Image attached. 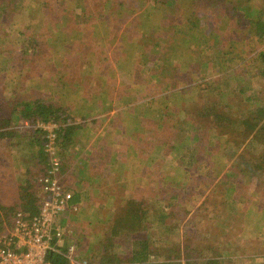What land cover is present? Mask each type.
I'll return each instance as SVG.
<instances>
[{
    "label": "rangeland",
    "instance_id": "374dc122",
    "mask_svg": "<svg viewBox=\"0 0 264 264\" xmlns=\"http://www.w3.org/2000/svg\"><path fill=\"white\" fill-rule=\"evenodd\" d=\"M239 1L259 6L263 0ZM225 9L219 0H23L20 8L0 14V90L3 78L17 83L33 78L34 96L42 99L39 89L46 86L47 101L57 109L53 114L62 112L64 119H75L71 110L85 108L79 98L91 104L92 111L115 110L106 117L91 114L75 121L86 122L85 133L93 134L99 131L97 123L103 124L101 135L113 137L116 145L115 170L136 169L145 179L144 189L127 195L125 184L132 178L118 175L124 188H104L112 199L107 209L95 213L98 222L70 227L71 235L61 246L67 248L72 264H89L98 257L104 237L118 224L117 215L129 200L147 205L150 213L159 210L149 213L159 224L145 229L155 245L183 239L199 249L207 244L203 255L219 264H264V174L257 169L261 147L247 141L238 148V114H246L251 104L253 109L264 108V77L256 61L264 44L247 37L248 27L238 25L240 13L231 16ZM233 72L243 97L252 103L228 102L223 92L221 104L237 112L236 127L226 131L204 121L197 108L214 103L211 82ZM221 79L222 88L237 87ZM25 129L19 126L15 134H8L13 144L8 141L4 148L14 153L12 164L22 165L28 145L34 146ZM74 131L62 139L70 141L63 143L68 152ZM77 139L80 153L83 141ZM245 150L250 167L242 174ZM57 153L62 159L59 144ZM40 166L42 176L47 165ZM23 174L6 177V201L16 196L15 182ZM3 206L7 208L0 198V236L14 224L15 212L8 218ZM168 208L175 217L161 221L159 214ZM79 231L78 240L74 234ZM71 246L74 250L67 254ZM163 259L152 258L157 263Z\"/></svg>",
    "mask_w": 264,
    "mask_h": 264
},
{
    "label": "trees",
    "instance_id": "16d2710c",
    "mask_svg": "<svg viewBox=\"0 0 264 264\" xmlns=\"http://www.w3.org/2000/svg\"><path fill=\"white\" fill-rule=\"evenodd\" d=\"M22 1L23 0H0V14H6L11 7L20 8L22 6ZM219 2L225 6L226 12L230 13L231 16L238 13L241 14L238 25L242 26V29L248 27V38H254L260 45L264 44V0L259 6L254 5L251 1L241 3L239 0H219ZM252 15H254V17L250 18ZM256 58L259 73L264 77V51L258 52ZM236 76L234 72L222 76L236 83L237 87L233 86L230 90L225 89V87L222 88V77L212 81L210 89L213 92L215 91V93H213L215 99L212 98L214 103L209 106L203 104L197 108V110L200 109L199 115L204 121L207 120V123H214L220 129L224 128L226 131L229 128L233 129V127H236L235 116L237 112H230L228 109H230L231 106L221 104L222 98H224L223 92H226L228 97L224 98V100L228 102L235 99L242 100L244 103H252L251 98L243 97L244 89L238 84L239 80H236ZM241 97L242 99H240ZM253 106L254 105L251 104V106L247 107L246 114L241 115L242 117L238 114V148L247 141H249V143H257V145L261 147V151H259L260 153L257 157L260 161V165L257 169L264 174V108L257 107L253 109ZM51 107V105L46 104L44 106H42V104L38 105V114L42 116L39 121H56L57 124L62 125L63 123H60L61 114H53L57 109ZM262 120L263 123H261ZM63 122H66V119H63ZM67 128L68 127H63L57 130L58 144H63L60 143L61 139L69 137L70 133L68 134V132L73 129V127ZM244 152L245 155L244 153L242 155H244L245 158L240 155L243 158V163H241L239 167V172L247 174L249 171L246 170L245 167H250L248 164L250 159L248 160L246 158L248 157L247 151L245 150ZM43 156L44 162H46L44 153ZM33 182V180L26 181L25 185L21 187L22 205L19 206L17 210L14 211L13 207H2L6 217L12 212L16 213L18 211H22L29 216H34L38 213L40 191L39 187H37L38 185ZM170 199L172 201L177 200V197H171ZM72 203L73 197L71 200V204ZM158 211L152 213H157ZM149 213L150 209H147V205H143L138 201L129 200L127 205L121 209L120 213L117 215V223L119 225L115 224L106 237H104L102 247L98 251V257H94V260L91 262L89 261V264H219L215 258H206L203 255V249L208 247L207 244L204 245L205 247L203 246L199 249L198 247H191V244L183 239L182 242L178 240L169 242V240L166 239L168 243L165 242L161 244V246L159 244L155 245V242L152 241V238L147 234L145 229L146 227L158 225L159 220L155 215L156 218H152ZM171 217H175L173 216V208H168L166 213L159 214V219H161V221H164L163 219L169 220ZM171 230L172 229H169L168 231ZM65 238H67V236L63 237V239ZM61 242L58 243L59 252L53 251L48 254L50 264H72L70 259L66 256L67 248H62ZM158 256L163 257V261L157 263L152 260V258Z\"/></svg>",
    "mask_w": 264,
    "mask_h": 264
},
{
    "label": "crops",
    "instance_id": "0c3cea01",
    "mask_svg": "<svg viewBox=\"0 0 264 264\" xmlns=\"http://www.w3.org/2000/svg\"><path fill=\"white\" fill-rule=\"evenodd\" d=\"M17 75L18 78L21 77L20 74ZM17 81L18 80L14 78L10 80L3 78V80H1L3 87L0 90V198L2 200L3 205L13 208H17L22 205V194L20 189L22 186L25 185L26 181L33 180L34 183L36 182V185H38L37 187H39L40 191L41 187L38 183V176L40 173L42 174L44 172V167L42 166V168H40L41 163L45 164V162H43V151L41 150L44 141L43 138H41V133L26 128L25 130L29 132L27 134V137L30 138V141L35 140L34 146L33 144L28 145V147L30 148L27 149L28 156L26 159L23 158V160H21L24 162L22 165L20 163L12 164V157L14 153H7L4 148L5 145H8V141H10V135L8 134H15L17 131L16 129H18L19 126L25 127L28 124H33L36 121L41 120L40 117L37 116L39 111L38 105H50V101H47L49 99L46 98L49 92L46 91L47 89L43 90V88H47L46 86L42 87V89H39L45 95L42 99H40V97L34 96L36 92L34 93V88L31 86L32 84H34L33 82L35 81L33 78H31V80L23 79V81L19 83H17ZM23 95H26V98L21 99ZM30 97L34 98L31 99ZM61 102L62 101L58 103L59 108L63 104ZM79 102L81 106H85V108H83V110H81L80 108H78L79 110H77V108L71 110L74 114H71V116L75 117V114H77V117L75 119L72 117L73 119H66V122H63L64 118L61 119L60 117V123H63L62 125H59L56 121H53L54 123L59 125L60 129L63 127H68L67 129L73 127V129H71L68 134L71 131L75 130L72 136V138H74V143H72V146L74 147L75 144L76 147H72L70 149V152H68V148L66 149L65 147H62L63 144H59L60 151L62 154V182L66 189H68L73 194L72 205L76 206L78 210L77 213H75V211L73 210L67 211L63 216L59 218L58 224L59 226L62 225V227H64L66 233L69 232L70 227L72 228L73 225L83 228L84 226H89L90 224L94 225L98 222L100 217L98 218L95 213H99L100 211L107 209V201L112 199L107 196V192L104 188H114L117 185L123 184V182L116 180V177L118 175L119 177L121 175L122 178H125L127 180L132 178L131 184L127 182V184H125V188L122 185L127 195L133 194L132 191H140L141 189H144L145 186V179L140 176V171H137L136 169L131 170L125 168L124 172L122 171V173L121 171L118 172L115 170L114 162L117 157H115L114 147L116 145L115 142L112 140L113 137L110 136V139H105V137L101 135L102 129L100 126H102L103 124L97 123V129H99V131L96 130L94 132L95 134H93L91 131L85 133V131L88 130L86 126L87 124H84L86 122L75 121L77 119L80 120L82 117L84 118L85 115L91 114L96 115L95 118H101L104 116L106 117L112 113H115V110L110 111L98 109L96 111H92L90 110V108L92 107L91 104L87 105V102L84 100L81 101L80 98ZM105 108L109 109V106H106ZM76 111L79 112L76 113ZM81 125L84 128L77 131V127H80ZM89 128L92 127L90 126ZM120 129L127 133L126 127L124 125H122ZM81 135L84 137H81ZM77 138H82L83 141L82 145L84 149L80 153L76 151L79 147V139ZM69 142L70 141L63 142L64 146L70 144ZM10 143L13 144L12 141H10ZM60 143H62V139ZM103 151L106 152L105 154L108 156L107 158H105ZM92 159L93 165H91ZM103 162L105 164L102 165L101 163ZM30 164H32L33 166ZM28 165L30 166L29 170H31V172H29V170H27L26 168ZM126 165L127 164H124V166ZM98 166L100 168H97ZM8 170H14V174H12L13 172L11 173L14 178L16 177L15 175H19V173H21L22 171L24 172V174L23 176H17L19 179L15 183L18 184L19 191H17V193H14L16 194V196L14 195L13 199H9L8 201H6L8 199L6 194L8 195V193H6V191H3V184L9 182V180H6V177L11 178L12 176L8 174V172H10ZM126 173H130V176L126 177ZM36 174L37 176L35 177ZM10 194L12 195L13 193L11 192ZM4 202L8 203L4 204ZM70 235L71 234L67 235V237H69ZM74 235L78 238V240L81 239V237L79 236L81 235V231L77 233L75 232Z\"/></svg>",
    "mask_w": 264,
    "mask_h": 264
},
{
    "label": "built area",
    "instance_id": "2783aa9c",
    "mask_svg": "<svg viewBox=\"0 0 264 264\" xmlns=\"http://www.w3.org/2000/svg\"><path fill=\"white\" fill-rule=\"evenodd\" d=\"M24 128L43 135L42 151L47 168L38 178L40 185L39 211L34 216L18 211L14 215L13 228L0 236V264H50L48 254L59 252L66 230L58 221L67 211H76L71 204L72 193L62 184L61 159L58 156L59 126L53 121H36ZM74 247H69L72 253ZM69 258V255H67Z\"/></svg>",
    "mask_w": 264,
    "mask_h": 264
}]
</instances>
